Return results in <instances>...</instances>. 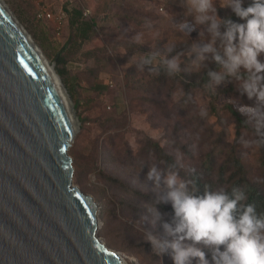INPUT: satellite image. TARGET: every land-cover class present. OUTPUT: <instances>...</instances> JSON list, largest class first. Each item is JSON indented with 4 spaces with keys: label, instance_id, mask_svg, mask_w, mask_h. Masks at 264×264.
<instances>
[{
    "label": "rangeland",
    "instance_id": "1",
    "mask_svg": "<svg viewBox=\"0 0 264 264\" xmlns=\"http://www.w3.org/2000/svg\"><path fill=\"white\" fill-rule=\"evenodd\" d=\"M3 1L73 90L74 98L70 97L80 122L69 150L74 183L94 197L99 209L98 234L127 264L173 261L170 250L153 251L147 236L164 241L176 238L165 228L166 224L175 226L174 215L160 209L154 198L172 206L164 183L167 174L175 172L178 182L185 184L186 179L167 169L151 142L172 155L184 171L200 168L204 155L216 144L223 154L235 144L254 175L261 176L254 131L238 134V123L227 109L228 104L238 110L257 104L243 92L241 73L246 71L239 70L241 79L225 76L219 84L213 79L210 88L198 84L216 61L211 53L199 59V49L210 42L211 34L206 23L196 25L186 15L185 0H78V6L90 10L84 17L97 19L95 33L86 41L72 37L69 18L58 33L53 21L39 15L42 4L57 10L61 0ZM249 1L242 0L243 6ZM221 3L216 0L217 12L225 18L232 8ZM182 21H187V28L181 29ZM225 30L222 25L221 32ZM225 43L216 40L222 55ZM259 59L264 61V53ZM169 61L177 64L174 71L179 78L154 82L160 73L150 68L158 64L169 68ZM215 72L224 69L221 66ZM184 98L187 103L182 102ZM242 114L252 124L249 115ZM153 166L161 174L159 186L148 179ZM194 246L214 264V246L203 241Z\"/></svg>",
    "mask_w": 264,
    "mask_h": 264
},
{
    "label": "water",
    "instance_id": "2",
    "mask_svg": "<svg viewBox=\"0 0 264 264\" xmlns=\"http://www.w3.org/2000/svg\"><path fill=\"white\" fill-rule=\"evenodd\" d=\"M78 131L34 45L0 6V264H123L98 234L94 197L74 183Z\"/></svg>",
    "mask_w": 264,
    "mask_h": 264
},
{
    "label": "clouds",
    "instance_id": "3",
    "mask_svg": "<svg viewBox=\"0 0 264 264\" xmlns=\"http://www.w3.org/2000/svg\"><path fill=\"white\" fill-rule=\"evenodd\" d=\"M221 6H230L244 22L234 23L220 17L216 0H185L186 15L192 16L196 25L206 23L211 34L210 42L199 49L198 57L204 60L205 54L211 53L222 66L223 73H210L217 84L225 76L241 79L239 70L246 71L242 89L249 99L255 98L257 104L245 105L239 110L249 115L257 140L264 142V61L259 59L264 53V0H253L247 7L242 0H222ZM222 25L227 26L224 32H221ZM180 27L187 28V21H182ZM217 38L226 40L223 55L215 47ZM168 65L172 70L178 67L174 61H169ZM147 175L159 186L161 174L155 166ZM164 183L175 217V226L166 224L165 228L176 238L164 241L149 234L147 239L153 251L159 254L170 250L173 264H193L194 260H198V264H209L205 252L194 246L203 241L205 245L214 246V264H264V219L251 204L236 215L238 204L244 199L243 193L230 198L225 191L216 190L196 196L187 190L184 182H178L175 172L167 174ZM185 241L193 243L185 244Z\"/></svg>",
    "mask_w": 264,
    "mask_h": 264
},
{
    "label": "trees",
    "instance_id": "4",
    "mask_svg": "<svg viewBox=\"0 0 264 264\" xmlns=\"http://www.w3.org/2000/svg\"><path fill=\"white\" fill-rule=\"evenodd\" d=\"M77 2L66 7L69 12L72 37L78 36L80 40L86 41L89 40L95 33L97 19L95 17L86 19L84 17V11L82 7L78 6ZM252 3L253 0L249 1L246 5H244V7H247ZM224 19L231 20L234 23L244 22L233 11L225 16ZM224 26L227 27L226 25ZM214 67L215 68H212L213 70L209 69L203 73L201 81L198 84H201V86L205 88H210L211 82L213 80V78L210 76V73L220 69L221 65L216 62ZM150 69L160 73L159 76L153 79L154 82L158 83H162L165 79H169L171 77L175 80L180 76V74L176 73V71L161 64H158L156 68ZM58 72L66 88L68 89L70 96L74 98L73 90L67 84L66 79L63 78V73L59 70ZM241 75L246 78L247 73L242 72ZM210 95L213 97V93ZM182 102L187 103V100L184 98ZM212 108H216L214 102L212 103ZM227 109L234 116L238 123V134H241V130H253V126L249 119L246 118L237 108H235V106L228 104ZM151 144L155 152L159 155V158L166 163L168 167L167 169L182 173L184 175L186 179L187 190L191 194L202 196L206 191L223 190L229 195L230 198H232L236 194L243 193L244 199L239 202L236 215H239V213L243 211L244 206L251 204L255 208L256 214L260 218L264 219V142L258 140V162L259 169L262 173L261 176L254 175L246 160L237 154V147L235 144L226 154H223L221 152L222 148L220 145L216 144L212 150L208 151L204 155L200 168L193 169L192 171L178 169L179 165L172 155L168 154L162 147H160L158 143L151 142ZM138 193L145 197L151 198L146 193ZM158 199L154 198L155 204L160 209L174 215L173 206ZM211 256L213 257V253ZM170 264H173V261H171Z\"/></svg>",
    "mask_w": 264,
    "mask_h": 264
},
{
    "label": "bare ground",
    "instance_id": "5",
    "mask_svg": "<svg viewBox=\"0 0 264 264\" xmlns=\"http://www.w3.org/2000/svg\"><path fill=\"white\" fill-rule=\"evenodd\" d=\"M0 6L3 7L13 18L15 21L18 22V24H20V22L17 20V18L12 14V12L10 11V9L8 8V6L5 4V2L3 0H0ZM22 30L25 32L26 36L28 37V39L30 40V42L32 43V45H34V48L36 49V51L38 52V54L40 55V57L42 58L44 64L46 65L49 73L51 74L52 78L54 79L59 92L62 96V98L65 100V103L68 107L69 110V114H70V118L72 121V125L75 129H80V122L79 120H77L75 114L73 113V102L72 99L70 97V95L68 94V91L66 89V87L64 86L61 78L59 77V75L57 74L55 68L48 62V60L46 59V57L44 56L41 48L36 44V42L34 41V39L31 37V35L28 33V31L25 30V28L20 24ZM117 256L119 257L120 261L123 264H127V262L123 259V257L117 253Z\"/></svg>",
    "mask_w": 264,
    "mask_h": 264
},
{
    "label": "built area",
    "instance_id": "6",
    "mask_svg": "<svg viewBox=\"0 0 264 264\" xmlns=\"http://www.w3.org/2000/svg\"><path fill=\"white\" fill-rule=\"evenodd\" d=\"M62 6L59 7V9L54 10L53 8L49 7L46 4H42L40 7V16L47 18L55 23L56 30L58 33H61L63 28L66 25V22L69 18V12L66 9L67 6L73 5L78 0H61ZM84 15L88 16L90 13V10L87 8L83 9Z\"/></svg>",
    "mask_w": 264,
    "mask_h": 264
}]
</instances>
